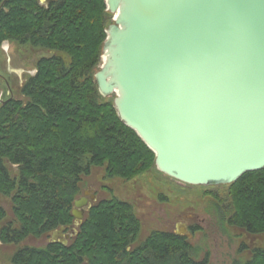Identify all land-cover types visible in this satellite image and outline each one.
<instances>
[{
    "label": "trees",
    "instance_id": "1",
    "mask_svg": "<svg viewBox=\"0 0 264 264\" xmlns=\"http://www.w3.org/2000/svg\"><path fill=\"white\" fill-rule=\"evenodd\" d=\"M111 19L105 0H0V47L14 42L67 57L39 59L20 97L0 102V195L10 200L14 217L3 224L0 207L4 245L71 226L73 203L91 168L104 167L106 178L124 182L155 168L154 154L123 125L113 98L100 96L94 82ZM214 188L225 190L226 224L264 234V169ZM208 195L224 201L218 191ZM140 230L132 205L112 196L90 208L69 245L23 247L10 263L207 264L195 259L185 236L153 231L137 243ZM234 264H264V246Z\"/></svg>",
    "mask_w": 264,
    "mask_h": 264
},
{
    "label": "water",
    "instance_id": "2",
    "mask_svg": "<svg viewBox=\"0 0 264 264\" xmlns=\"http://www.w3.org/2000/svg\"><path fill=\"white\" fill-rule=\"evenodd\" d=\"M105 5L113 19L94 82L155 169L191 187L264 169V0Z\"/></svg>",
    "mask_w": 264,
    "mask_h": 264
},
{
    "label": "rangeland",
    "instance_id": "3",
    "mask_svg": "<svg viewBox=\"0 0 264 264\" xmlns=\"http://www.w3.org/2000/svg\"><path fill=\"white\" fill-rule=\"evenodd\" d=\"M38 1L46 5L50 0ZM50 57L67 58L57 51L3 42L0 47V102L9 95L19 98V90L26 79L36 74L38 60ZM103 186L112 189V193H102ZM90 190H94L99 201L113 196L132 205L141 229L137 243L144 241L153 231L174 234L183 227L191 235L187 242L193 248L195 259H204L207 264L244 263L251 259L253 250L264 246V234L250 235L226 224L224 213L228 204L223 196L225 190L220 188L186 186L159 173L155 168L132 181L124 182L106 178L105 168L101 167L91 168L90 174L82 178L80 195L86 192L88 196ZM212 191H218L223 203L208 195ZM0 207L6 213L3 224L13 221L10 200L0 195ZM48 242L47 235L38 239L28 237L18 245H4L0 242V264H11L10 257L17 249H41Z\"/></svg>",
    "mask_w": 264,
    "mask_h": 264
},
{
    "label": "flooded vegetation",
    "instance_id": "4",
    "mask_svg": "<svg viewBox=\"0 0 264 264\" xmlns=\"http://www.w3.org/2000/svg\"><path fill=\"white\" fill-rule=\"evenodd\" d=\"M102 189V193H104L105 195H109L112 193V189L109 188H104V186L101 188ZM89 194L87 196L86 192H83L79 197H77L75 200H78L80 198H85L86 199V205L79 210L80 214V218L79 219H74L73 218V223L71 226L68 227H59L57 230H54L52 232H50L49 234H47V238H48V243L46 244L49 245L51 243H59L62 244L64 246H67L71 243V241L76 237L77 233H78V228L81 226V224L84 222L87 213L89 212L90 208L95 205L98 204L100 201L97 199V197L94 195V190H90ZM73 210V209H72ZM176 236H180L178 234H181V236H185L187 239L191 238V235L188 234L183 227L180 228L179 231H177L176 233H174ZM68 237V238H67Z\"/></svg>",
    "mask_w": 264,
    "mask_h": 264
}]
</instances>
